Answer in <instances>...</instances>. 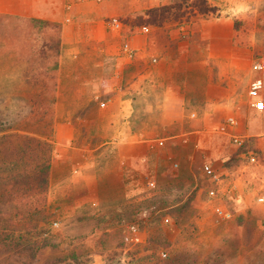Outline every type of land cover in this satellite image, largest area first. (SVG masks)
<instances>
[{
  "label": "crops",
  "instance_id": "obj_1",
  "mask_svg": "<svg viewBox=\"0 0 264 264\" xmlns=\"http://www.w3.org/2000/svg\"><path fill=\"white\" fill-rule=\"evenodd\" d=\"M220 1L209 0L219 7L220 17L199 21L198 42L187 24L157 28L132 23L171 0H0V16L43 23L56 33L50 190L56 175L61 189L82 188V194H75L77 202L118 205L131 196L135 160L141 163L162 151L159 164L166 166V155H179L169 141L187 146L191 155L203 151L210 161L213 118H235L237 125L227 135L248 136V119L235 113L237 88L230 81L225 85L233 73V55H241L235 46L237 11ZM113 18L122 22L120 32L109 27ZM126 41L133 55L123 51ZM108 60L115 66L109 72L104 68ZM222 166L218 170L232 184L223 199L242 198V177L234 178ZM261 182L259 191L264 190Z\"/></svg>",
  "mask_w": 264,
  "mask_h": 264
},
{
  "label": "rangeland",
  "instance_id": "obj_2",
  "mask_svg": "<svg viewBox=\"0 0 264 264\" xmlns=\"http://www.w3.org/2000/svg\"><path fill=\"white\" fill-rule=\"evenodd\" d=\"M220 2L237 11L235 46L241 55H233V77L225 85L230 81L237 88L235 113L248 119L244 142L235 143L232 136L218 132L224 121L213 118L207 153L211 162L204 159L203 151L191 155L187 146L169 141V148L179 155H166V166L159 164L162 151L141 163L135 160L131 196L118 205L77 202L75 194H82V188L61 189L55 175L48 195V220L36 234L48 240L44 257L75 253L83 264H264V204L255 198L256 193L264 194L258 190L264 180V110L252 106L249 93L258 76L254 63L264 56V0ZM201 20L192 17L183 24L190 26L187 30L193 39L200 38ZM55 41L56 33L43 23L0 16V106L37 103L26 77L54 73L59 61V55H52ZM106 63V71L115 68L114 61ZM56 110L54 106L53 125ZM251 153L258 155L255 165L249 163ZM204 162L219 170L228 162L234 178L242 177V198L210 201L205 192L209 183L201 172ZM252 171L259 174L252 176ZM151 179L155 187L149 185ZM218 203L233 212L232 218L222 219L214 212Z\"/></svg>",
  "mask_w": 264,
  "mask_h": 264
},
{
  "label": "trees",
  "instance_id": "obj_3",
  "mask_svg": "<svg viewBox=\"0 0 264 264\" xmlns=\"http://www.w3.org/2000/svg\"><path fill=\"white\" fill-rule=\"evenodd\" d=\"M192 17L218 18L219 7L209 0H171L135 16L132 23L160 28L182 25ZM57 68L55 65L56 72ZM55 71L52 75L37 72L26 77L38 97L37 103L0 106V264H83L75 253L44 257L48 240L36 237L41 223L48 220ZM38 126L45 131H39ZM224 164L228 167V162Z\"/></svg>",
  "mask_w": 264,
  "mask_h": 264
},
{
  "label": "built area",
  "instance_id": "obj_4",
  "mask_svg": "<svg viewBox=\"0 0 264 264\" xmlns=\"http://www.w3.org/2000/svg\"><path fill=\"white\" fill-rule=\"evenodd\" d=\"M109 27L120 32L123 28L122 22L113 18L109 21ZM143 32H148L149 28L144 26L142 28ZM123 51L129 55H133L135 50L131 47L130 43L126 41L123 45ZM253 69L258 72V77L253 81L249 89L250 96L252 98V106L256 110H264L261 106L264 105V100L262 98V92L264 91V56L260 57L254 63ZM101 106H105V102H101ZM237 122L235 118H227L219 128V131L224 134H229L228 129L235 127ZM232 138L235 143L242 144L245 140V137L242 135H232ZM257 153H251L249 156V163L255 165L258 163ZM201 172L204 177L207 179L208 183H212V187L206 190V194L210 201H216L217 199H222L224 192L230 193L232 191V184L226 181V174L219 171L215 168L210 162H205L201 166ZM151 187H155V182L153 180L149 181ZM225 186V187H224ZM227 186V187H226ZM256 201L258 203L264 204V196H257ZM214 212L220 216L222 219H230L233 216V213L227 209L222 204L218 203L214 207ZM168 221V218L164 219ZM163 254V253H162Z\"/></svg>",
  "mask_w": 264,
  "mask_h": 264
},
{
  "label": "snow or ice",
  "instance_id": "obj_5",
  "mask_svg": "<svg viewBox=\"0 0 264 264\" xmlns=\"http://www.w3.org/2000/svg\"><path fill=\"white\" fill-rule=\"evenodd\" d=\"M261 107L264 108V105H262Z\"/></svg>",
  "mask_w": 264,
  "mask_h": 264
}]
</instances>
